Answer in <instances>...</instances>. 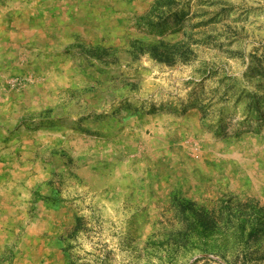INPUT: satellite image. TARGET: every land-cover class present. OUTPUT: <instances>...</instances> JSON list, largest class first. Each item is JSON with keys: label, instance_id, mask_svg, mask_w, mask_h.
<instances>
[{"label": "rangeland", "instance_id": "obj_1", "mask_svg": "<svg viewBox=\"0 0 264 264\" xmlns=\"http://www.w3.org/2000/svg\"><path fill=\"white\" fill-rule=\"evenodd\" d=\"M0 264H264V0H0Z\"/></svg>", "mask_w": 264, "mask_h": 264}]
</instances>
